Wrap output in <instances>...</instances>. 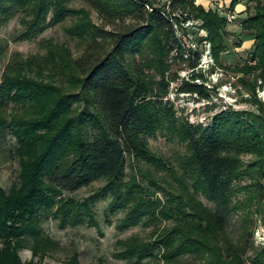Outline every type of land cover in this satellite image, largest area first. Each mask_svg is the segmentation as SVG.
Masks as SVG:
<instances>
[{
    "label": "trees",
    "instance_id": "obj_1",
    "mask_svg": "<svg viewBox=\"0 0 264 264\" xmlns=\"http://www.w3.org/2000/svg\"><path fill=\"white\" fill-rule=\"evenodd\" d=\"M71 1L0 0L1 24L23 13L25 30L19 39L75 14L69 32L85 44L75 55L65 44L46 40L45 54L28 59L14 54L5 67L0 130H13L21 170L10 190L0 186V264H43L36 257L50 238L40 225V213L57 206L55 216L64 224H80L85 210L94 215L90 202L108 195L110 211H127L118 224L121 231L172 222L158 229L155 239L135 235L121 241L120 259L132 264L149 258L158 264H248L255 216L264 211V102L256 90L260 79L264 87V2L258 0L255 14L242 23L247 38L254 40L246 63L228 67L240 75L239 83L259 104V112L229 108L209 124H195L179 116L168 98L172 84L181 82L180 93L212 97L197 73L201 50L193 57L177 31L179 26L186 30L189 20L201 21L207 35L200 41L212 44L216 63L222 65L221 55L230 45L225 15L196 0L163 5L156 0H82L105 26H112L108 29L94 21L91 10L72 9ZM238 3L232 0L229 8ZM178 61L186 66L173 69ZM186 68L192 70L188 79L180 74ZM160 133L186 145L178 165L151 149L150 137ZM128 156L150 165L139 173L151 186L140 183L136 174L126 180ZM245 156L253 159L246 163ZM161 170L175 181L160 176ZM98 180L107 182L89 203L64 196ZM239 213L241 235L236 239L230 226ZM25 248L33 250L32 259L23 260ZM186 255L201 261L186 260ZM67 264H80L78 256ZM250 264H264V247Z\"/></svg>",
    "mask_w": 264,
    "mask_h": 264
},
{
    "label": "rangeland",
    "instance_id": "obj_2",
    "mask_svg": "<svg viewBox=\"0 0 264 264\" xmlns=\"http://www.w3.org/2000/svg\"><path fill=\"white\" fill-rule=\"evenodd\" d=\"M156 1L157 4L163 5L168 4L169 0ZM262 1L264 2V0ZM196 3L206 7L205 4L208 5L211 2L196 0ZM244 3L249 9L248 13L244 12L242 16H236L233 21L228 20L226 30L229 34L228 43L230 45L229 49L221 55L222 65L216 63L212 52V44L208 41H200L201 36L207 35V30L201 27V21L192 19L186 22V30L180 28V26L178 28L177 35L182 41L183 47L188 52H191L193 57L197 56L195 51L201 50L202 52L201 64L197 73L204 76L212 97L209 100L199 98L197 94L180 93L177 91V88L181 85V82L178 81L172 84L168 98L174 102L179 116L187 118L192 123L209 124L213 121L216 114L221 112V110L229 108L240 111L254 110L255 112H259V104L254 101L249 90L239 83L238 78L240 75L228 68L245 64L249 57L250 49L253 46L252 44L249 47L252 40L247 38L248 31L243 28L242 23L244 19L255 14L258 0H244ZM214 5L216 8H213L218 9L226 17L227 12L231 10L230 8L220 6L216 2H214ZM70 6L75 10L81 7L91 10L94 21L105 26L104 22L106 21L86 2L72 0ZM22 17L23 13L20 12L8 22L0 23V49L3 50L0 55V83L5 67L14 54H18L24 59L45 54L47 49L45 48L44 41L46 40H52L53 43L57 44H65L64 46L70 48L75 55H79L85 45L69 32V28L77 20V15L75 14L70 15L64 22L28 39L18 38L25 30V26L21 20ZM107 28L111 29L112 26H108ZM240 42H242V45L237 46ZM184 66H186V63L178 61L173 64L172 68L177 69ZM191 71L189 68L182 69L180 72L181 77L188 79ZM261 84L262 80L260 79L256 90L258 98L264 102V87ZM12 107L9 109L11 110ZM17 145V139L11 127L2 128L0 130V186L6 191L10 190L13 184L18 183L20 179V160L15 154ZM150 145L153 152L158 156L171 159L176 165H178L176 160L178 155L184 153L187 149L186 145L182 142L169 140L161 133L150 137ZM128 157L126 180H129L133 174H136L140 183L144 186H151L150 179L141 176L139 173L140 168L150 165L143 160L140 161L130 156ZM252 159L253 157L251 156L244 157L246 163ZM179 173L182 174V171L180 170ZM160 176L174 180L168 171L161 170ZM106 182V180H98L74 193L65 192L64 196L86 200L85 202L89 203L91 196L100 187H103ZM155 190L158 189L155 188ZM157 196L166 199L163 192H159ZM242 198L244 199V195H242ZM200 199L208 206L214 207V202L201 194ZM111 200L112 197L108 195L90 202L94 215H87V211L85 210V219H82L84 222L80 224H64L61 217L55 216L57 206L53 209L47 208V210L40 213V225L44 234L50 238V243L46 244L43 248L41 247L40 254L36 259L42 260L43 264H67L73 256L77 255L80 264H132L118 257L117 252L122 248L120 242L135 235H139L144 239H155L157 238L158 229L169 226L172 223L165 220L158 225L160 226L159 228L158 226L139 225L121 231L118 228V224L121 222V218L125 217L127 211H110L108 206ZM255 217L256 221L252 228L254 231L252 236L254 247L250 249L245 257L248 264L252 262V258L256 256L257 252L264 247V211ZM240 219V213L233 215L231 218V233L236 239L241 235ZM21 256L24 261L30 260L33 258V250L25 248L21 250ZM185 259L201 261L191 255H186ZM158 263V259L152 258L146 259L144 262V264Z\"/></svg>",
    "mask_w": 264,
    "mask_h": 264
},
{
    "label": "crops",
    "instance_id": "obj_3",
    "mask_svg": "<svg viewBox=\"0 0 264 264\" xmlns=\"http://www.w3.org/2000/svg\"><path fill=\"white\" fill-rule=\"evenodd\" d=\"M207 1L209 3L211 2L208 5L205 4V6L207 8H210V7L213 8V7H215L214 2H216L219 5H221L223 7H226V8H229L230 5H231V3H232V0H207ZM248 10L249 9L247 8V5L244 3V0H239V3L236 5V7L234 9H232V10H229V12L234 13L236 16H242L244 14V12L245 13H248ZM253 43H254V40H252V43L250 44L249 47H251Z\"/></svg>",
    "mask_w": 264,
    "mask_h": 264
},
{
    "label": "built area",
    "instance_id": "obj_4",
    "mask_svg": "<svg viewBox=\"0 0 264 264\" xmlns=\"http://www.w3.org/2000/svg\"><path fill=\"white\" fill-rule=\"evenodd\" d=\"M171 0L168 1V3H170ZM221 6V5H220ZM227 17H228V20L230 21H233L235 18H236V15L234 13H231V12H227ZM190 21V20H189ZM188 21V22H189Z\"/></svg>",
    "mask_w": 264,
    "mask_h": 264
}]
</instances>
